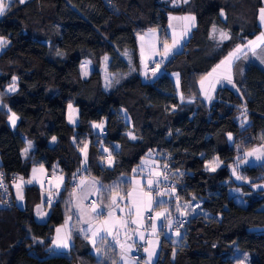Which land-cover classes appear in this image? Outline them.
Wrapping results in <instances>:
<instances>
[{
	"label": "trees",
	"instance_id": "obj_1",
	"mask_svg": "<svg viewBox=\"0 0 264 264\" xmlns=\"http://www.w3.org/2000/svg\"><path fill=\"white\" fill-rule=\"evenodd\" d=\"M262 6L263 0H177L175 5L171 0H16L0 19V36L9 41L0 54V155L11 198L5 207L0 196V264H100L77 233L69 254H50L55 227L65 219L73 175L86 165L88 174L103 184L119 180L126 194L131 182L120 178L130 175L151 150L161 155V162L171 156L178 194L201 200L200 211L187 215L190 222L179 230V242L162 237L156 264H237L245 254L249 264H264V190L252 194L248 184L228 182L236 144L252 148L264 133V66L249 61L242 80L234 77V87L220 86L209 105L198 86L200 76L236 45L260 34ZM170 13L195 14L197 27L182 51L166 60L164 72L146 81L137 34L157 28L161 43H169ZM213 25L230 33L219 48L209 38ZM86 59L92 71L83 78L80 66ZM173 72H179L181 93L192 102L180 99ZM106 75L113 81L110 88L105 87ZM13 76L17 91L8 93ZM72 102L79 110L76 126L67 120ZM239 106L247 109V128L237 121ZM8 109L19 116L14 128ZM103 119L105 134H99L92 123ZM28 141L33 150L24 158ZM86 141L85 164L80 149ZM103 147L111 150L112 166L105 164ZM215 156L223 166L206 171V162ZM35 163L49 171L58 164L67 176L45 222L35 216L42 201L37 186L27 187L24 207L12 194L11 174L28 177ZM243 170L253 183L264 182V164ZM235 186L246 193V204L230 195ZM174 215L183 216L174 212L172 219Z\"/></svg>",
	"mask_w": 264,
	"mask_h": 264
},
{
	"label": "snow or ice",
	"instance_id": "obj_2",
	"mask_svg": "<svg viewBox=\"0 0 264 264\" xmlns=\"http://www.w3.org/2000/svg\"><path fill=\"white\" fill-rule=\"evenodd\" d=\"M20 4H23L26 2V0H18ZM188 0H183V3H187ZM13 0H0V16L5 15L6 11L9 10L12 6ZM171 3L174 5L177 3V0H171ZM221 16H224L225 13L223 9H221L220 12ZM173 20H181L183 21V26H182V31L177 37L175 33V26L171 23ZM258 20L261 24V26H264V7H261L258 9ZM196 27V17L194 15H186L183 17H173L169 16V28H171L172 31V36H171V44H169L167 41L163 42V52L159 53L162 57L161 62H163V59L168 58L173 51L181 46V41L188 36V34L191 32L193 28ZM157 32V29H151L150 33L155 34ZM218 33V35H217ZM141 40H143V37H140ZM209 38L213 39L216 41L217 45L219 46L222 44L225 40H230L231 37L229 34L223 30H218L215 25H213L212 30L209 33ZM9 41L5 38L0 36V49H3ZM260 50L261 52H264V31H261L258 36L255 37L253 40H247L243 44H238L234 49L228 52V54L220 61L219 64H217L211 72L207 73L206 76H202L200 78V87L201 90H204L205 82L208 81L210 87L214 88L215 84L212 83L211 78L214 77V75L218 72V70H222V74L216 78V83H220L221 81H227L229 84H233L231 72H232V66L234 62L238 59H240L241 56L247 57L248 53L251 52L253 56L257 55V50ZM152 51L153 55H156V49L155 46H152ZM62 53H57V55H61ZM126 54V53H125ZM141 59L142 62L144 60V51H143V45L141 47ZM105 62L107 63L108 57H104ZM90 61H84L81 63V74L82 76H87L89 74L88 72V65L90 64ZM261 63H264V57L261 58ZM145 68H147V65L145 64ZM160 70V65L159 63L156 64L154 68L151 69V75L155 76L157 72ZM145 77L148 76V72L146 71L144 73ZM177 75V86L179 85V79H178V74ZM11 84L8 85L7 92L8 93H13L17 91V77L13 76ZM105 87L110 88L112 87L113 81L110 79L107 75L105 76ZM116 83H119V81H116ZM2 95V94H0ZM207 95V98L209 100L212 99L211 95ZM183 99V97H181ZM68 109H69V122L75 124L76 120L73 118L72 113H74L76 110L73 108V105L71 103L68 104ZM8 111L11 113L8 116V120L12 124V126L16 125L17 120L19 117L15 112H12L11 109H8ZM242 116L244 117L246 121V108L242 112ZM93 128L97 129H103V123H93L92 125ZM131 136V134H129ZM132 139H135V136H131ZM228 139L231 141L233 139L232 134H228ZM261 139H264V136L261 137ZM52 140L55 141L56 137H52ZM75 142V141H74ZM32 147L31 141L28 142L27 146L23 150V153L25 156H27L29 150ZM87 143L84 144V147L80 149L81 153L84 155L85 160L84 163L86 164L87 162ZM105 151H108L105 149ZM108 163L111 165L112 160H111V152H108ZM248 157H254L255 160L261 161L264 160V144H262L259 148H253L251 151L244 152L243 158L237 157L236 160V166L233 167L232 171L233 174L236 175L237 168L240 166V164H247L251 163V161L248 159ZM220 166L219 158L216 157L214 158V162H208L205 165V170L206 171H216V169ZM165 168H167V165H164ZM43 165L40 166V171L43 172ZM133 171H136L134 169ZM37 172V169L33 168V174L35 177V173ZM150 176L154 175L156 177H159L162 175L160 172H150ZM180 175H183V173H180ZM237 179H244L242 176L236 175ZM73 179H75V174L73 175ZM164 179L167 180L168 176L164 175ZM59 180L63 182V177H60ZM32 181H28V183H31ZM89 183L93 186L94 190L97 192L101 191V188H96V184L98 183L97 181H89ZM134 183H138L135 182ZM156 183L158 184V180H148V186L151 189L152 185ZM81 184H84V181H81ZM17 189V199L22 200L23 196L21 194V186L20 184L15 185ZM259 187V186H257ZM0 188H5L6 186L3 184V174H0ZM108 191H113V188H108ZM174 192V189H173ZM75 190H73L72 195L75 196ZM158 195L164 196V195H171V193L164 191V192H159ZM127 197L131 200V205L128 207V216L131 217L133 213L135 214V219L129 221L128 219H117L114 217L113 211L114 208H118L119 204L117 203V197L113 196L111 198V202L107 206H102L98 205L95 202H93L91 206L90 212L87 214L88 219L85 221L87 223V228H80L79 232L83 234L84 238L89 241L91 244L92 248L94 249L95 253L97 256H106V248L102 247H97V242L101 245L105 244V241L107 240L108 236H111L112 239L116 242V244L119 245L120 247V254H119V262L120 264H140L139 261L137 260H132L130 259V253L133 249V247L136 246L135 241L133 240V237L130 235H127V231L125 233V239L122 242L119 239V229L123 228L127 230L128 224L131 222L132 224H142L143 223V217L145 213H150L153 211V204L154 200L150 192H144L143 189L137 190V188H133L131 191L127 193ZM119 199H124V197H119ZM177 201L179 200V197L176 198ZM51 194H49V197L47 199V203L49 206H51ZM159 203H163V201H160ZM105 207L109 209L107 216L105 219L100 220V217L105 215ZM185 208L188 207V205L184 206ZM198 207V206H197ZM77 208L80 210L81 215L83 216L84 210L81 207L79 203H77ZM176 210L177 212H181L180 204L177 203L176 205ZM121 212L124 211V209H120ZM37 215L40 217H43L46 215L44 212L39 210V206H37ZM181 215L187 216L188 212L184 211L181 212ZM161 217H164V219L167 221V227L171 228L172 227V219H171V214L168 212L167 209H164L163 211H158L155 213L154 217H151V228H152V233H156L157 230V221L161 219ZM94 222H98L97 226H94ZM178 225L182 224V222L178 221ZM65 224H67V220L65 221ZM62 229H65V225H62L60 228L56 229V237L52 240V247L56 249H64L68 250L70 249V242L72 240V232L71 230H64L62 234ZM135 234L139 235L140 240H144L145 236L143 232H139L138 229L135 230ZM176 235L179 236L180 233L177 230ZM129 240H133L131 244L128 243ZM35 242V241H34ZM42 243V241H41ZM148 247H144L143 251L144 253L147 254V259L145 261V264H153V257L156 255V249L153 247V241L148 240ZM157 246H158V241H157ZM139 250V249H138ZM175 253H173L174 255ZM247 257H245L246 259ZM100 264H103V260L100 261ZM112 264H118L117 260H113ZM240 264H244V261H240Z\"/></svg>",
	"mask_w": 264,
	"mask_h": 264
},
{
	"label": "rangeland",
	"instance_id": "obj_3",
	"mask_svg": "<svg viewBox=\"0 0 264 264\" xmlns=\"http://www.w3.org/2000/svg\"><path fill=\"white\" fill-rule=\"evenodd\" d=\"M27 1H29V0H26V2ZM262 7H264V0H263V6ZM262 29H263L262 31H264V26H262ZM177 30H178V28L175 27V33H177ZM218 30H220V29H218ZM171 31H173V30H171ZM151 35H152V33H148V37H149V45H148V47H150V49L152 50V46L154 45L157 54L156 55H153V54L150 55L148 53L149 51L146 48L145 44H143V51H144V60H143V62H142V59H141V53H139L141 76L145 80L153 79L154 77H156L157 75H159L161 73L160 71H158L155 76H152L151 72H148V76L147 77H145V75H144V73L146 72L145 64L148 67L150 63L155 62L157 59L162 58L161 55L159 54V53L163 52V47H160V44H162V43L160 42V39H159L160 38L159 37V32L157 31L155 34H153V36H154L153 39H151ZM217 35H218V33H217ZM258 35H256V36H258ZM255 37L252 38V39H249V40H253V39H255ZM211 40H212L213 48H219L221 46V44L218 46L215 40H213V39H211ZM171 42H172V40H171ZM171 42L169 44H171ZM240 44H243V43H240ZM176 49H177L176 51H178V52L181 51L183 49L182 48V44H181L180 47H178ZM171 55L168 58H166V60H169L171 58ZM152 57H153V59L150 60ZM262 57H264V52H261L259 49L257 50V55L256 56H253L251 52L248 53L247 57L241 56L240 59L236 60L234 62V64H233V66H232V72H231L232 78L235 77L236 80L238 82H240L242 80V77L244 75L245 69H246L247 64L249 63V61L259 62L260 64H262L264 66V63H261V58ZM84 61H90L91 62L90 59H86ZM90 68H92V63H90L88 65V72H90ZM211 71L212 70H210L209 72H211ZM221 74H222V70H218V72L214 75V77L211 78L212 83L215 84L214 88L210 87L208 81L205 82L204 90H201V87L199 88L201 98L204 100V102L207 105L211 104L213 102L214 98H215L214 97V91H215V89L217 87L216 86L217 85L216 78L218 76H220ZM206 75H207V73L201 75L200 78L202 76H206ZM172 78H173V81H174L176 89H177V94L179 95L180 99H182L181 97H183V95L181 93L179 74H178V79H179V85L178 86H177V75H175V74L172 75ZM199 81H200V79H199ZM199 81H198V83H199V86H200V82ZM206 93L208 95H211V97H212L211 100H209L207 98ZM244 110H245L244 106L237 107V109H236V111H237L236 118H237V121L239 122V124L243 128H247L249 126L250 122H249V116L247 114V109H246V121H245L244 117L242 116V112ZM93 123H97V122H93ZM130 134H131V136H133L132 133H130ZM262 136H264V133H261L259 135V137H258L259 140H260V143L254 145L252 148H249V149L247 148V146L246 147L244 146V142H238L236 144L237 154H236V158L234 159L233 164L231 165L232 178L228 181V182H234V183L237 182V183L248 184L249 186H251V188L253 190L252 194L257 193V191L260 190V189L264 190V182L260 181V182L253 183L251 178L245 176L243 168L245 166H248V165L249 166H256V165L264 164V160L257 161V160H255L254 157H248V159L251 161V163H247V164H243L242 163V164H240V166L237 168L236 175L242 176L244 179H237L236 175L233 174L232 169H233V167L236 166L237 157L243 158L244 152L251 151L253 148H259L262 144H264V139H261ZM231 142H233V139L231 140ZM216 157L217 156H215L211 160L207 161L206 164L208 162H214V158H216ZM143 162L148 164V165H139L138 167L135 168L136 171H132L131 175H129V176H123L121 180H130L131 181V187H130L129 191H131L133 188H137V190L142 188L144 192H150L151 193V195L153 197V200H154L153 211H152L154 213V216H155L156 212L163 211L164 209H167L168 212H170L171 219H172V214L174 212H177V210H176L177 203L180 204L181 212L187 211L189 216L191 214L194 215V214H196L197 212L200 211V207H201V200L200 199H197L194 196L191 197V200L184 199L183 197H181L178 194V191H177V189L175 187L167 188V192L171 193V195L157 196L152 191V189L157 184L154 183L152 185L151 189H150L149 186H148V180L152 179L154 181L158 180L160 182V176L159 177H156L154 175L150 176L149 173L150 172H159L160 169H161V166L158 164L157 157H156V155H154V153L152 151L149 153V155L146 157V160L143 161ZM219 162H220V166L217 169H219L220 167L223 166V161L221 159H219ZM144 166H147V169L143 170ZM209 172H213V171H209ZM134 181L138 182V183H134ZM257 186H259V187H257ZM173 189H174V192H173ZM111 193H112L111 198L113 196H116L117 197V203L119 204L118 208H114V211H113L114 217L117 218V219H125L126 218L129 221L135 219V214L134 213H133V215L131 217L128 216V207L131 205V200L127 197V194L124 195L123 189L120 188V190H114ZM229 193H230V195H232L240 203L246 204L245 199H244V197L246 196V193H244L242 191L241 187H239V186L232 187L229 190ZM119 197H126V198L119 199ZM177 197H179L178 201L176 199ZM111 198L109 197V200L107 202L102 200V204H104V205L110 204ZM160 201H163V203H159ZM185 205H188V207L185 208L184 207ZM120 209H124V211L121 212ZM108 211H109V209L107 207H105V215L108 213ZM181 212H178V213L181 214ZM146 214L147 213H145V215L143 217V223L142 224H132L130 222L128 224L127 230L123 229V228L119 229V239L122 242L125 239L126 231H127V235H130V236L133 237V240H136L137 238H139V235L135 234V230L136 229H138L139 232H143L144 236H145V232H144L143 229L145 227H147L146 226V222H147L146 221ZM86 217L88 219V215ZM87 219H85V221ZM172 221H173V219H172ZM97 225H98V222H94V226H97ZM166 225H167V221L164 219V217H161V219L159 221H157L156 233H153V234L150 235V233H152V228H151V225L148 227V230H149L148 233H147L148 234V240H152L153 241V245L152 246L155 247V249H156V255L153 257V264H156L157 260L159 259L160 250H161V239H162L163 236L169 238L170 241L175 242V243L179 242V240H180L182 232L179 231L180 235L177 236L176 235L177 230L173 227V225H172L171 228L167 227ZM71 227H73V223H71L70 221H67V224H65L66 230L71 229ZM81 227L82 228H87V223L83 222L81 224ZM107 239H112V237L108 236ZM133 240H129L128 243L131 244L133 242ZM112 241H114V240L112 239ZM157 241H158V246H157ZM115 245H116V248H117V251L115 252V255H117L116 260H117L118 264H120L119 259H118L119 258V254H120V247H119L118 244H116V242H115ZM146 247H148V243H147ZM134 248L135 247H133V249H132V251L130 253V259H131V254H132ZM68 250H64L63 249V250H59V251H68ZM106 250L108 252L109 248L106 247ZM173 253H176L175 249L172 252V258L175 256V254L173 255ZM113 255H114L113 253H110V254H107V257H106L107 259L106 258L101 259V260H103V264H112V261L114 260V256ZM144 255H145V257H144V260H143V262L141 264H145V261L147 259V254L144 253ZM245 257H247V258L245 259ZM242 260L244 261V264H249V256L247 254L241 256V258L237 261V264H240V261H242Z\"/></svg>",
	"mask_w": 264,
	"mask_h": 264
},
{
	"label": "crops",
	"instance_id": "obj_4",
	"mask_svg": "<svg viewBox=\"0 0 264 264\" xmlns=\"http://www.w3.org/2000/svg\"><path fill=\"white\" fill-rule=\"evenodd\" d=\"M16 0H13V3L15 2ZM12 3V4H13ZM8 11V10H7ZM7 11H6V13H7ZM5 13V14H6ZM186 15H194L195 16V14H193V13H186V14H176V13H170L169 14V16H173V17H183V16H186ZM4 16V15H3ZM3 16H0V19L3 17ZM196 17V16H195ZM224 17V16H223ZM175 27H177L178 28V30H177V36L179 37V35H180V33H181V31H182V26H183V21H181V20H173L172 22H171ZM168 32H169V35H170V42H171V36H172V29L171 28H169V17H168ZM196 27H197V19H196ZM196 27L195 28H193L192 30H191V32L188 34V36L186 37V38H184L182 41H181V44H182V48H184V45L186 44V42L188 41V39L190 38V36H191V34H192V32H193V30L194 29H196ZM213 27V26H212ZM212 27H211V29H210V31L212 30ZM217 28V27H216ZM151 29H157V28H150V29H147V30H145V31H143V32H141V33H138L137 34V43H138V49H139V53H141V47H142V45L143 44H145L146 45V48L148 49V53L150 54V55H152L153 54V51L150 49V47H148V45H149V37H148V33H150L149 31L151 30ZM219 29V28H218ZM220 30H223V29H220ZM263 30V29H262ZM157 31L159 32V37H160V31H159V29H157ZM223 31H225V32H227L228 34H229V36H230V33L228 32V31H226V30H223ZM140 37H143V40H141V38ZM153 34L151 35V39H153ZM160 39V38H159ZM225 41H227V40H225ZM161 42V41H160ZM169 42V43H170ZM9 45V43L6 45V46H8ZM162 45L163 44H160V47H162ZM5 46V47H6ZM4 47V48H5ZM4 48L3 49H0V54H1V52L4 50ZM177 49H175L174 50V52H173V54L171 55V57L175 54V53H178V51H176ZM182 51V50H181ZM180 52V51H179ZM139 59H140V56H139ZM153 59V57L150 59V60H152ZM83 62V61H82ZM219 64V63H218ZM217 65V64H216ZM215 65V66H216ZM214 68V67H213ZM212 68V69H213ZM80 69H81V67H80ZM211 69V70H212ZM91 71H92V68H90V72H89V74L91 73ZM161 73H163L164 72V70L163 69H160L159 70ZM160 73V74H161ZM89 74L87 75V76H82L83 78H86V77H88L89 76ZM159 74V75H160ZM174 74H179V72H173V73H171V76L172 75H174ZM82 75V74H81ZM159 75H157L156 77H154L153 79H149V80H146V81H153L154 79H156ZM180 77V76H179ZM145 80V79H144ZM232 80H234V78H232ZM225 84H228V85H230L231 87H234L235 86V84H234V82H233V84H229V83H227V81H221L220 83H217V87H216V89H215V91H214V97H215V95H216V92H217V89L220 87V86H223V85H225ZM17 86V85H16ZM198 86H199V83H198ZM7 88H8V86H7ZM199 88H200V86H199ZM182 101H184V102H192L193 100L191 99V98H184L183 97V100ZM72 105H73V108L76 110L74 113H72V115H73V118L76 120V123L75 124H73V123H70L69 122V109L67 108V120H68V122H69V124L71 125V126H76L77 124H78V122H79V110H78V108L75 106V104L72 102L71 103ZM11 114V113H10ZM9 114V115H10ZM18 116V115H17ZM19 117V116H18ZM18 121H19V119L17 120V122H16V125H17V123H18ZM9 123H10V121H9ZM99 123H103V129L101 130V129H97V128H93V130L95 131V132H97V133H99V134H105V128H106V120L105 119H103L102 121H99V122H97V124H99ZM10 125L12 126V124L10 123ZM15 125V126H16ZM92 125H93V123H92ZM15 126H12L13 128L15 127ZM131 133V132H130ZM130 133H128V134H130ZM132 135L134 136V134L132 133ZM130 137V136H129ZM131 138V137H130ZM132 139V138H131ZM136 139V138H135ZM135 139H132V140H135ZM29 142V141H28ZM32 143V142H31ZM52 143H54V141L52 140ZM86 143H87V145H89V142L88 141H86ZM28 144V143H27ZM27 146V145H26ZM25 149V148H24ZM103 149H104V151H105V149H107L108 151H105L107 154H108V152H110L111 150L109 149V148H107V147H103ZM32 150H33V144H32V147H31V149L29 150V152H28V154H27V156H25L24 155V153H23V156H24V158H28L29 156H30V153L32 152ZM153 153H154V155H156V157H157V160H158V164L161 166V164H162V162L160 161V157H161V155L160 154H158L157 152H156V150H151ZM150 151V152H151ZM149 152V153H150ZM87 153H88V147H87ZM149 153H148V155H149ZM83 155V154H82ZM148 155H146L144 158H142V160H141V162H140V164L139 165H148V164H146V163H144L143 161H145L146 160V157L148 156ZM84 156V155H83ZM108 159H109V157H108V155L105 157V164H107V166H112L113 165V158H112V156H111V160H112V163H111V165H109V163H108ZM84 160H85V157H84ZM41 165H43V172H41L40 171V166ZM85 165V164H84ZM139 165H137L136 167H138ZM135 167V168H136ZM33 168H35V169H37V172L35 173V177H34V174H33ZM134 168V169H135ZM133 169V170H134ZM145 169H147V166H144V169L143 170H145ZM160 172V171H159ZM131 175V174H130ZM126 176H129V175H126ZM60 177H63V182H61L60 180H59V178ZM123 177V176H122ZM122 177L120 178V179H122ZM66 179H67V176H66V174L65 173H63L62 171H61V169H60V166L58 165V164H55L53 167H52V170L51 171H49L48 170V168L43 164V163H35L33 166H32V169H31V171H30V174H29V176L28 177H25V176H23V175H20V177H18V178H16L14 181H13V183H12V194H13V197H14V200H15V202L18 204V206H20V207H24L25 206V204H26V198H25V194H26V190H27V187H30V186H37L38 188H39V190H40V193H41V198H42V201L39 203V204H37L36 205V207H35V216H36V218H37V220L38 221H40V222H45L47 219H48V217H49V213H50V209H51V206L55 203V201H56V199H57V195H58V193H59V191L60 190H62L64 187H65V184H66ZM84 181V184H81V181ZM93 180H95V181H97L98 183L96 184V188H101V191L100 192H97V191H95L94 190V188H93V186L89 183V181H93ZM28 181H32L31 183H28ZM131 182V181H130ZM16 184H20V186H21V194H22V196H23V199L22 200H18L16 197H17V189H16V187H15V185ZM131 187V186H130ZM108 188H113V191L114 190H120V188H121V184H120V181L119 180H117V181H114V182H112V183H110V184H103L102 183V181L100 180V179H98L97 177H95V176H92V175H84V176H82L81 177V179H80V181H79V183L77 184V187H76V189H75V196H73L72 195V193H73V190L71 191V196H70V199H69V203H68V207H67V210H66V215H65V219H64V221L61 223V224H59V225H57L56 227H55V230H54V234H53V236L51 237V239H50V254H52V255H54V254H69L70 253V250H71V247H72V243H73V240H71V242H70V249L68 250V251H59V250H63V249H56V248H54V247H52V240L56 237V229L57 228H60L62 225H65V221L67 220V221H70L71 223H73V227H71V229H68V230H71V232H72V236H73V234L74 233H77V234H79L81 237H83L84 238V236H83V234L82 233H80L79 232V229L80 228H82L81 227V224L83 223V222H85V219H87V214L90 212V210H91V206H92V204H93V202H95L96 204H98V205H102V206H107V205H104V204H102V200H103V195L106 193V194H108L109 195V197L111 198V196H112V191L110 192V191H108L107 189ZM130 189V188H129ZM129 189H128V191H129ZM128 191L126 192V194L128 193ZM49 194H51V197H52V200H51V206H49V204L47 203V199H48V197H49ZM125 193H124V195H126ZM124 198H126V197H124ZM77 203H79L80 205H81V207L83 208V210H84V214H83V216L81 215V213H80V210L77 208ZM109 205V204H108ZM37 206H39V210L40 211H42V212H44L46 215H44L43 217H40V216H38L37 215ZM107 216V214L106 215H104V216H102V217H100V220H103V219H105V217ZM151 225V222H150V224H148L147 222H146V226L147 227H145L143 230H144V232H145V237L146 236H148V227ZM64 230H66V228L65 229H62V234H63V231ZM85 239V238H84ZM86 240V239H85ZM38 241H43L42 239H38ZM87 242H88V244H89V246H90V250H91V252L98 258V259H103V258H106L107 257V255L106 256H103V257H101V256H97L96 255V253H95V251H94V249L92 248V246H91V244L89 243V241L88 240H86ZM135 241V244H137L138 242H140V241H142V240H140V238H137L136 240H134ZM97 247H102V248H106V247H108L109 248V251L107 252V250H106V252H107V254H110V253H113L114 255V260H116V258H117V255H115V252L117 251V248H116V245H115V242L114 241H112V239H107L106 241H105V244L104 245H101L100 243H99V241L97 242ZM115 250H114V249ZM113 249V250H112ZM144 257H145V255H144ZM107 259V258H106ZM132 259V258H131ZM133 260V259H132Z\"/></svg>",
	"mask_w": 264,
	"mask_h": 264
},
{
	"label": "built area",
	"instance_id": "obj_5",
	"mask_svg": "<svg viewBox=\"0 0 264 264\" xmlns=\"http://www.w3.org/2000/svg\"><path fill=\"white\" fill-rule=\"evenodd\" d=\"M161 59L162 58L157 59L155 62L150 63L149 66L146 68V71L151 72V69L154 68L156 66V64H158V63L160 65V69H163L164 65L166 64V59H163V62H161ZM166 157H167L166 161H163L161 164L160 173H162V175H160V182L152 189V191L157 196H160V195H158L159 192L167 191V188L174 187V185H175V182L173 180L174 170L172 169V167L170 166V164L168 162V160L171 159V156L167 155ZM164 165H167V168H165ZM88 172H89V169L86 165L83 166L82 169H80V171L75 175V179H72V190L76 189L77 184L79 183L81 177L84 175H88ZM0 174H3V184L6 186V190H5V188H0V196L2 197L3 205L5 207H9V206H11L10 187H9V181H8L7 173L3 169V161H2L1 155H0ZM164 175L168 176L167 180L164 179ZM18 177H20V174L17 172H14L11 174L10 178H11V181H14ZM151 217H154V213L152 211L150 213L146 214V221L148 224H150V222H151V219H150ZM178 221L182 222V224L178 225V223H177ZM189 222H190V219L188 216L174 215L172 225L176 230L179 231L182 227L186 226V224H188ZM147 241H148V236H146L144 240H142L136 244V246H135V248L131 254V258L133 260L139 261L140 264L144 260L143 248L146 247Z\"/></svg>",
	"mask_w": 264,
	"mask_h": 264
}]
</instances>
